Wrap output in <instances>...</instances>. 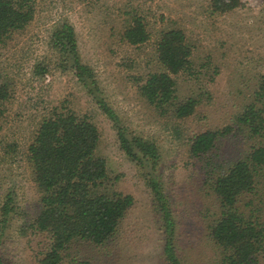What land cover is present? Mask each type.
<instances>
[{
    "label": "rangeland",
    "instance_id": "1",
    "mask_svg": "<svg viewBox=\"0 0 264 264\" xmlns=\"http://www.w3.org/2000/svg\"><path fill=\"white\" fill-rule=\"evenodd\" d=\"M211 4V0H35L33 21L0 46V84H6L10 93L0 116V213L8 193L15 206L6 227L0 218L2 264H41V239L32 225L42 204L27 149L42 119L54 109L86 116L97 127L96 152L106 161L110 185L131 195L135 203L110 241L101 246L78 243L67 251L64 262L166 264L162 221L138 167L121 150L113 123L73 72L54 66L56 54L48 42L64 19L74 26L82 60L94 69L106 101L122 123L160 149L158 172L177 222L175 245L181 264L218 263L209 227L217 205L205 183L207 162L222 161L229 167L249 152L252 141L233 128L238 134L223 139L214 153L201 159L190 154L189 144L200 132L234 126V115L253 101L264 79V0H241L240 6L224 13L214 12ZM135 18L145 24L149 40L131 45L123 32ZM171 28L184 31L193 47L192 71L176 77L177 95L199 102L196 112L184 119L159 115L138 89L149 73L159 70L158 36ZM41 61L48 71L37 76L33 71Z\"/></svg>",
    "mask_w": 264,
    "mask_h": 264
},
{
    "label": "trees",
    "instance_id": "2",
    "mask_svg": "<svg viewBox=\"0 0 264 264\" xmlns=\"http://www.w3.org/2000/svg\"><path fill=\"white\" fill-rule=\"evenodd\" d=\"M211 3L214 12L224 13L240 6L241 0H211ZM35 11V0H0V46L23 31L33 21ZM123 39L131 45L149 40L141 18L125 26ZM48 44L56 54L54 66L73 72L113 123L119 146L138 167L162 221L165 263L181 264L175 245L177 222L158 172L159 147L154 141L132 133L106 101L94 69L82 60L75 28L68 20L57 23ZM156 52L160 68L139 84L141 97L161 116L190 117L199 102L177 95L176 77L192 71L193 47L184 31L171 28L161 31ZM47 71L46 63L41 61L33 73L42 76ZM9 98V87L0 84V116ZM52 112L42 119L27 149L42 204L32 225L41 239L40 263L97 264L89 260L70 259L66 263L64 260L67 251L78 243L101 246L110 241L135 204L134 198L110 185L106 161L96 152L100 140L97 127L86 116L57 109ZM231 124L234 126L206 130L191 137L190 154L200 159L207 157L231 134L239 133L252 141L249 152L229 167H224L226 163L222 161L216 165L208 158L205 183L217 205L209 226L210 237L219 252L217 264H259L264 259V79L253 101L234 115ZM13 201L12 194H6L0 213L3 226L15 213Z\"/></svg>",
    "mask_w": 264,
    "mask_h": 264
}]
</instances>
